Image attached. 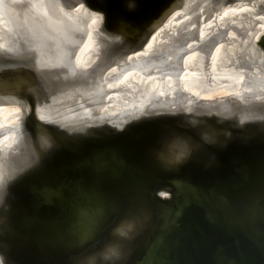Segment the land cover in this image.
<instances>
[{
	"label": "water",
	"instance_id": "95a60500",
	"mask_svg": "<svg viewBox=\"0 0 264 264\" xmlns=\"http://www.w3.org/2000/svg\"><path fill=\"white\" fill-rule=\"evenodd\" d=\"M61 1L103 15L88 69L72 58L84 17L31 20L0 0V103L29 108L0 148V264H88L116 242L119 264H264V95L254 96L264 35L241 65L259 72L240 97L201 104L178 87L100 113L105 73L145 47L177 0ZM175 142L190 152L183 163ZM124 221L135 224L130 241L113 235Z\"/></svg>",
	"mask_w": 264,
	"mask_h": 264
},
{
	"label": "bare ground",
	"instance_id": "6f19581e",
	"mask_svg": "<svg viewBox=\"0 0 264 264\" xmlns=\"http://www.w3.org/2000/svg\"><path fill=\"white\" fill-rule=\"evenodd\" d=\"M189 1L177 0L165 18L156 24L155 33L145 47L138 53L127 55L118 60L115 66L111 67L114 69L111 71L110 68L107 75V72L105 73V85L108 93L105 102L98 109L100 113L114 114L121 112L124 108L139 107L146 102L150 94L162 97L165 94L173 96L178 87L181 90H189L198 99L210 102H225L240 97L244 92L250 90V87L244 84L246 75L241 70L243 67L237 68L230 65V61L241 48V37L234 26H249L252 21L247 20L245 15H261L256 12L259 2L242 4L240 0L232 2L227 0H192L188 4ZM55 2L60 3L63 10L54 7L59 13H56L54 17H63L66 22L70 19L85 18L83 26L86 28V33L73 56L78 68L88 69L98 58L99 43L96 31L103 23V15L99 11L89 10L82 1H78L70 7L65 6L61 0H55ZM186 4L188 5L185 9ZM42 8L47 13L51 12L52 14L53 12L50 6L46 8L43 5ZM0 22L2 29L7 27L4 19H1ZM180 23L181 26L174 28L173 25ZM263 35L264 14L261 21L247 35L250 39L252 38L251 46H256ZM173 36H176V40L168 45ZM155 43L156 45L153 47L152 45ZM170 57L173 59L169 60ZM146 58H153V60L145 65L144 69L133 66L122 77H115L119 69L118 66L128 64L126 66L128 68L133 65L134 61ZM166 69L178 71L180 74L167 73ZM133 73H137V75L130 78L127 86L120 88L118 80L127 79ZM253 77L252 79H256ZM255 85L258 92L254 96L256 99H260L264 95V84L255 83ZM7 106L14 108L0 114V124H7L6 130L0 131L1 149L10 147L14 143L15 134L12 129L24 115L23 110H29L28 107H23L12 101L0 103L2 108ZM105 222L106 220L100 223L99 228ZM99 228L91 235L84 234L81 241L93 239Z\"/></svg>",
	"mask_w": 264,
	"mask_h": 264
},
{
	"label": "rangeland",
	"instance_id": "374dc122",
	"mask_svg": "<svg viewBox=\"0 0 264 264\" xmlns=\"http://www.w3.org/2000/svg\"><path fill=\"white\" fill-rule=\"evenodd\" d=\"M190 1H192V0H190ZM190 1L188 2V4L190 3ZM255 2H259V5H258V8H257L256 12H259L261 15H259V16H252L251 14L245 15L244 17L247 18V20L252 21V23L249 26L242 25L241 27H239V26L236 27V26L233 25L234 28L237 30V33L241 37V40H240V47L241 48L239 49V51H237V53L234 54V56L232 57V59L230 61V65H233V66H235L237 68H241V65L244 62H249L250 63V59L247 56H248V53H249V48L252 45V38L250 39V37H248L247 35H249V33L253 30V28H255L256 25L261 21V17L264 14V0H240V3H242V4L243 3H255ZM4 4H5L6 10L11 12L12 14H20V13H22V14H25V16H28V18L31 19V20H33L34 18H37L38 16H43V15H45V13H47V12H45L43 10V8H42L43 5H45L46 8H48V6H50L52 11H53L52 14L50 13V16L52 18H54L55 21L60 23V25L62 24L63 21H65L63 17H61V18L54 17V16H56V13H58V11L54 7H56L57 9H62L63 10L62 5L60 3H56L55 0H21V1L5 0ZM188 4H186L185 9H186ZM204 8L209 9L208 7H204ZM43 17L45 18V16H43ZM199 18H200V16H199ZM173 26H174V28H176L178 26H181V23L178 24V25H173ZM4 29H6V27ZM61 29L62 28L59 27V29H57L58 31H56V34H57L58 37L62 36V32H60ZM247 31H248V33H247ZM175 40H176V36H173L171 38V41L168 42V45L172 44L173 41H175ZM155 45H156V43L154 45H152V46L154 47ZM149 48H151V47H149ZM72 58L74 60V56H72ZM171 59H173V57H170L169 60H171ZM152 60H153V58H146V59H142V60H137V61H134L132 63L133 65L131 67H128V68L123 67V66L120 65V66H118L119 69H118V72H117L115 77H117V78L118 77H122L129 70H131L133 68V66L137 67V68H140V69H144L145 68L144 66L147 65ZM232 60H234V61H232ZM248 67L249 68H247V69H245L244 67L241 68V70L246 75V77H251L252 75H255V74H257L259 72V71H256L255 69H253V73H252V67L253 66L249 65ZM113 69L114 68H111V71ZM165 71L167 73H174V74H177V75L180 74V72H178V71L174 72V70H172V69H166ZM108 72L106 73V75L108 74ZM136 75H137V73H135V74L133 73L127 79L118 80L119 81L118 82V86L120 88L123 87V86L124 87L127 86L128 85L127 82L130 80V78H132L133 76H136ZM140 89H138V90H140ZM182 91H184L188 95H190V96L194 97L195 99H197V101L200 102L201 104H209L210 103L209 101L198 99L197 96H195V94L191 93L187 89L182 90ZM11 108H14V107H8V106L7 107H3V108L0 107V114L1 115L4 114L2 112L6 111V110L7 111L8 110H12ZM7 116H9V115H7ZM6 128H7V124L6 123L0 124V131H4V130H6Z\"/></svg>",
	"mask_w": 264,
	"mask_h": 264
},
{
	"label": "clouds",
	"instance_id": "9594fccd",
	"mask_svg": "<svg viewBox=\"0 0 264 264\" xmlns=\"http://www.w3.org/2000/svg\"><path fill=\"white\" fill-rule=\"evenodd\" d=\"M207 140V138H205ZM41 143L45 149H51L52 144L47 139H42ZM182 142H175L172 147H176L177 144ZM183 150H181L175 157L174 160L176 163L185 162L190 152L187 150L186 144H182ZM39 163L37 159L36 164ZM27 167H33V164H27ZM26 170V169H24ZM7 195V189L4 186H0V200H2ZM135 230V224L132 221L122 222L113 232V235L118 238V241H130L133 238V232ZM124 246L123 244L116 242L110 243L105 246V248L98 254L89 258L88 264H97V260H101L104 264H119L121 260L124 259Z\"/></svg>",
	"mask_w": 264,
	"mask_h": 264
},
{
	"label": "snow or ice",
	"instance_id": "6c2138e0",
	"mask_svg": "<svg viewBox=\"0 0 264 264\" xmlns=\"http://www.w3.org/2000/svg\"><path fill=\"white\" fill-rule=\"evenodd\" d=\"M41 119H43V117H41Z\"/></svg>",
	"mask_w": 264,
	"mask_h": 264
}]
</instances>
